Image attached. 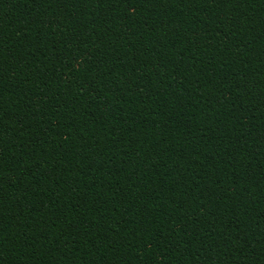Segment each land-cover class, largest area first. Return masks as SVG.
I'll use <instances>...</instances> for the list:
<instances>
[{"label": "trees", "instance_id": "trees-1", "mask_svg": "<svg viewBox=\"0 0 264 264\" xmlns=\"http://www.w3.org/2000/svg\"><path fill=\"white\" fill-rule=\"evenodd\" d=\"M0 264H264V0H0Z\"/></svg>", "mask_w": 264, "mask_h": 264}]
</instances>
